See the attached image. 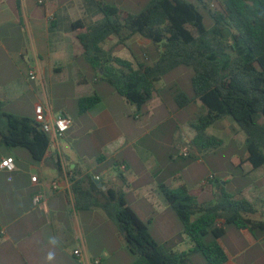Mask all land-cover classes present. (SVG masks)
<instances>
[{
  "label": "crops",
  "instance_id": "obj_1",
  "mask_svg": "<svg viewBox=\"0 0 264 264\" xmlns=\"http://www.w3.org/2000/svg\"><path fill=\"white\" fill-rule=\"evenodd\" d=\"M39 1L0 0V104L7 114L33 119L36 106L42 104L48 117L67 115L73 125L38 163L28 151L6 146L0 137V164L8 157L16 164L13 172L0 168V264H95L98 258L100 264H123L128 247L117 222L101 208L77 209L70 176L85 179L91 175L104 191H122L160 245L190 239L168 204L164 188H185L202 206L217 204L220 192L230 187V194L242 192L251 202H264V166L255 169L249 161L246 135L233 119L220 120L206 131L207 136L222 140L219 147L201 151L193 145L195 126L207 110L199 100L186 107L176 102L178 92L193 95V89L190 94L177 83L185 76L192 87V71L170 72L169 81L163 77L153 99L138 108L102 79V70H94L87 60L88 66L81 65V27L88 29L104 21L100 4L122 10L118 2ZM133 42L141 49H153L155 60L148 52L146 61L139 60L130 48ZM103 48L134 64L159 59L158 47L139 35L126 46H118L113 35ZM31 71L36 80L30 79ZM94 95L101 97L100 103L81 114L79 100ZM187 146L188 158L182 156ZM230 147L234 152L222 155ZM59 158L61 169L54 165ZM220 176L224 184L218 181ZM245 179L249 182L241 185ZM40 193L46 197L35 205ZM240 232L232 237L234 253L220 240L227 264H246L242 239L251 247L264 243V235L257 238L249 230ZM76 250L85 257L76 256ZM49 253L54 257L51 260ZM260 256L264 258V252ZM130 258L127 255V264L134 263Z\"/></svg>",
  "mask_w": 264,
  "mask_h": 264
},
{
  "label": "trees",
  "instance_id": "obj_2",
  "mask_svg": "<svg viewBox=\"0 0 264 264\" xmlns=\"http://www.w3.org/2000/svg\"><path fill=\"white\" fill-rule=\"evenodd\" d=\"M100 10L104 21L81 27L78 39L91 67L103 71L102 79L119 96L143 108L163 77L180 67L192 68L193 95L178 92L176 102L186 107L199 100L207 110L195 126V148L207 151L222 145V140L207 136L206 131L232 118L246 135L249 161L255 169L264 166V0H152L138 15L108 4H100ZM113 35L118 46H126L137 35L151 41L159 49V59L134 64L114 56L103 48ZM100 101L99 95L82 97L80 113ZM0 137L8 147L26 149L35 163L42 162L51 147V136L35 119L7 114L1 104ZM54 165L61 169L60 158ZM69 180L77 209L101 208L117 222L135 257L133 264H192L191 256L197 253L207 264H227L228 255L220 243L227 225L249 230L257 238L264 235V220L252 217L258 213L257 203L242 192L230 194L223 189L217 204L202 206L185 188H164L193 245L189 251L176 252L155 241L122 191H104L91 175Z\"/></svg>",
  "mask_w": 264,
  "mask_h": 264
},
{
  "label": "rangeland",
  "instance_id": "obj_3",
  "mask_svg": "<svg viewBox=\"0 0 264 264\" xmlns=\"http://www.w3.org/2000/svg\"><path fill=\"white\" fill-rule=\"evenodd\" d=\"M151 1L152 0H112L111 2H118L122 6V11L126 14L138 15V14H141L146 9V7L150 4ZM214 4H215V6L218 5L216 2ZM206 23L208 25V24H210V21L208 19H206ZM130 48L136 54V56L138 57L139 60L146 61V59L144 57L146 52L149 53L151 60H155V58H156V52L153 49H151V50L141 49V48H139V46L135 42H133V44L131 45ZM80 62H81L82 66L84 64H86L88 66L87 61L84 58V56H82ZM185 70H189V71H192V73H194L193 69L189 68V67H180V68H178L176 73H182L180 71H185ZM171 75L172 74L169 73L165 76V79L167 80V82L169 81ZM177 81H178L177 82L178 86H180L183 89L188 90V92L190 94H192V87H189V81H187V77L181 76L180 78L177 79ZM70 114H71V116H73L72 112ZM230 119H232V118H230ZM18 149L23 150L25 153H27L26 149H23V148H18ZM232 152H234L233 148L230 147L229 149L223 150L221 153H222V155H230V154H232ZM242 153L243 152H241L240 154H242ZM218 181L221 184H224L223 176L218 177ZM246 182H249V179H245L244 181H241V185L246 183ZM231 190H232V187H230L227 192H229ZM255 203H257V205H258L257 206L258 213L252 217L256 220H264V202L263 203L262 202H255ZM221 226H222V224H221ZM225 228H226V235L222 238V242L224 243V245H226L229 248V250L231 252L234 253L235 250H233L231 247L232 246L231 245L232 237L235 234L241 235L240 234L241 232L235 226H232V225H227ZM186 241H187V243L181 242L178 245L168 244V245H163V246L166 248L171 247L176 252L189 251L193 245H192V242H190V239L187 238ZM241 246H242V248H245L244 259H245L246 264H264V258L262 256H260V252H264V243L263 242H261V244L257 245L256 247H251L250 243H248L247 241L242 239ZM127 255H128V257H131L130 259H132L133 261L135 260V257L130 253V251L127 248V250H125L123 252V264H127ZM191 261H192V264H207L205 258L200 253L193 254L191 256Z\"/></svg>",
  "mask_w": 264,
  "mask_h": 264
},
{
  "label": "built area",
  "instance_id": "obj_4",
  "mask_svg": "<svg viewBox=\"0 0 264 264\" xmlns=\"http://www.w3.org/2000/svg\"><path fill=\"white\" fill-rule=\"evenodd\" d=\"M39 3L43 4L44 1L40 0ZM29 76L31 80L37 79V75L34 71H31ZM35 114H36L35 120L37 121V123L40 124L41 128L45 133L51 136V144L57 143L58 141L63 139L66 133L70 130V128L73 125V120L71 119V117L67 115L60 114L58 116L48 117L46 108L42 104L36 106ZM190 155H191V150L190 147L187 146L183 149L182 156L188 158L190 157ZM0 168L3 170H7L9 172L15 171L16 170L15 159L12 157L3 159V161L0 164ZM96 179L98 181L100 180L99 177H97ZM32 181L34 183H37L38 178L33 177ZM57 188H58V183L55 182L54 189ZM45 197H46L45 194L42 193L36 195V197L34 198V204L35 205L41 204V202L45 199ZM75 255L80 258L85 257V255L80 250H76ZM101 261L102 259L98 258L94 260V263L100 264Z\"/></svg>",
  "mask_w": 264,
  "mask_h": 264
},
{
  "label": "clouds",
  "instance_id": "obj_5",
  "mask_svg": "<svg viewBox=\"0 0 264 264\" xmlns=\"http://www.w3.org/2000/svg\"><path fill=\"white\" fill-rule=\"evenodd\" d=\"M53 243L55 242V241H52ZM54 257H53V254L52 253H49L48 254V256H47V259L48 260H51V259H53Z\"/></svg>",
  "mask_w": 264,
  "mask_h": 264
},
{
  "label": "water",
  "instance_id": "obj_6",
  "mask_svg": "<svg viewBox=\"0 0 264 264\" xmlns=\"http://www.w3.org/2000/svg\"><path fill=\"white\" fill-rule=\"evenodd\" d=\"M99 186H101V185H99ZM102 187V186H101Z\"/></svg>",
  "mask_w": 264,
  "mask_h": 264
}]
</instances>
